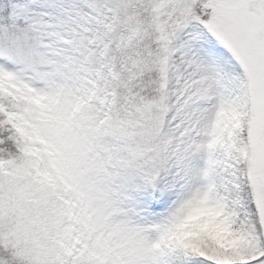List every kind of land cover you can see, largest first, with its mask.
Returning <instances> with one entry per match:
<instances>
[{
	"label": "snow or ice",
	"instance_id": "1",
	"mask_svg": "<svg viewBox=\"0 0 264 264\" xmlns=\"http://www.w3.org/2000/svg\"><path fill=\"white\" fill-rule=\"evenodd\" d=\"M0 264H264V0H0Z\"/></svg>",
	"mask_w": 264,
	"mask_h": 264
}]
</instances>
